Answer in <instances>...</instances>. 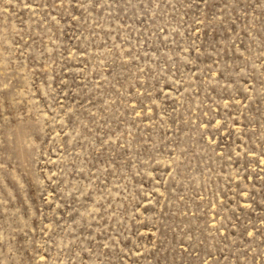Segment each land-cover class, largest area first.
<instances>
[{"label":"rangeland","instance_id":"374dc122","mask_svg":"<svg viewBox=\"0 0 264 264\" xmlns=\"http://www.w3.org/2000/svg\"><path fill=\"white\" fill-rule=\"evenodd\" d=\"M0 264H264V0H0Z\"/></svg>","mask_w":264,"mask_h":264}]
</instances>
